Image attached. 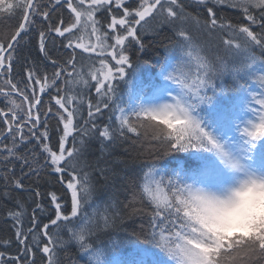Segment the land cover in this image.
Masks as SVG:
<instances>
[{
    "label": "snow or ice",
    "instance_id": "snow-or-ice-1",
    "mask_svg": "<svg viewBox=\"0 0 264 264\" xmlns=\"http://www.w3.org/2000/svg\"><path fill=\"white\" fill-rule=\"evenodd\" d=\"M63 9L67 19H53ZM0 23V198L12 202L14 233L0 237V264H36L38 254L76 264L71 246L85 264H264V0H0ZM164 29L158 71L134 83L142 61L130 48L143 52V35ZM204 34L218 40L214 53ZM33 36L50 76L27 57L14 75ZM56 38L63 59L51 55ZM96 140L102 152L139 145L137 158L148 147L127 203L111 191L115 170L86 158ZM45 170L65 190L63 202L47 193V222L38 187L27 188L30 216L13 195ZM135 217L140 230L128 231Z\"/></svg>",
    "mask_w": 264,
    "mask_h": 264
},
{
    "label": "trees",
    "instance_id": "trees-1",
    "mask_svg": "<svg viewBox=\"0 0 264 264\" xmlns=\"http://www.w3.org/2000/svg\"><path fill=\"white\" fill-rule=\"evenodd\" d=\"M45 2H47V0H45ZM196 11L201 12L202 15L204 14L200 9H197ZM60 15H63V17L67 19L68 16L67 10L66 9L59 10L54 15L53 19H55L56 16H60ZM221 15L231 17L234 20L240 19L239 15L233 9H227L224 12H222ZM13 23L15 22L13 21ZM7 27H8L7 23H0V30H7ZM165 34L171 35V33H169L167 29H164L160 36H152L150 34L143 35V39L146 44V47L143 50V52H138L136 50V46H132L130 48L128 54L132 57L133 61L135 62L138 56L142 61L141 66L137 73V79L136 81H134V83L139 81H147L150 76L154 75L158 71L159 62L163 54V44L167 42L164 39ZM85 38L88 40L87 35H85L84 39ZM201 39L204 40L205 42H210V51L212 53L216 51L215 46L216 43H218V40L216 38L209 37L206 34H204L201 36ZM83 42L85 41L83 40ZM49 48L52 56L57 57L59 59L64 58V53L66 50L60 46V38H56V42L54 46L52 45L51 41H49ZM25 57L28 58V66H31L32 61H35V65L37 66L38 71H40L41 73H44L46 71L49 74V76L51 75L53 68L51 64L45 61L42 58L41 54L39 53L35 36H33L31 40L26 39L25 41H21L20 62L14 65V75L16 73L22 72V68L25 66V62H24ZM18 78L19 77L17 76V79ZM228 83H230V81ZM52 91H54V89ZM87 95L91 97H95L94 89L91 93H88ZM44 99L47 102L48 97L45 96ZM85 99H87V96L85 97ZM125 99H127V97H125ZM2 100L3 97H0V101ZM2 106L3 104L0 103V107ZM81 111L83 115L86 117L87 115L86 103ZM103 122L104 123L107 122V114H105L103 118ZM49 123L51 125L50 134L52 135V145L55 146L56 140L58 139V134L55 132V129L57 127L56 121L51 120ZM60 127H62V125ZM125 148H128L129 151L126 152ZM139 151H140L139 145H137L135 151H133L131 150L130 143H124L122 145H117L114 148H108L102 152L101 145L99 141L96 140L92 142L86 157L90 163L95 164L99 162L100 166L115 170V172L118 175H116L115 177L114 187L111 189V191L115 192L118 199L120 201H123L124 203H127V199H125L126 197L128 199L131 198V193L134 188V185L138 181V179L142 176L141 168L143 164L148 161V156H147L148 147L146 146L144 148L145 154L137 158V153ZM124 162H127V166H125ZM16 173L17 175H20L19 167L16 168ZM0 175H3V173L0 172ZM24 183L27 186L26 190L23 192H21L20 190H16L13 193V195H15L16 199L18 200L22 199L26 201L30 216L31 209L34 207L33 200L35 198L29 194L27 188L30 187L35 189L38 187L42 193V198H43L42 202L46 206L45 211L43 213H40V216L42 217L44 222H47V217L51 215V211H49V209H51L52 207L51 205L48 204V200L50 199V197L47 196V193L51 191H56L58 197L61 198L62 202L65 197V190H63L62 186L59 184V181L56 179V174L45 170L41 174L39 180H37L35 176H32L31 178H25ZM2 191H3V184L0 183V192ZM67 199L70 201V193L67 194ZM101 199L106 200L108 199V197L104 196ZM96 202L100 203L101 200L98 199ZM10 208H12V202L0 198V237L12 238L14 241L12 222L7 216V211ZM88 211L91 212L92 209L89 208ZM27 222H28V218L25 217L24 219L25 226H27ZM124 226L128 231H132L133 229L139 231L141 227V220L139 217L127 219L125 221ZM132 247H133L132 245L122 246L121 254L127 255L128 252L132 250ZM15 250H16V246L15 243L13 242L12 246L8 249V251L14 254ZM67 256L75 260L76 264H85V258L78 255L75 246H71L69 248ZM36 264H42L40 254H38L36 257Z\"/></svg>",
    "mask_w": 264,
    "mask_h": 264
},
{
    "label": "rangeland",
    "instance_id": "rangeland-1",
    "mask_svg": "<svg viewBox=\"0 0 264 264\" xmlns=\"http://www.w3.org/2000/svg\"><path fill=\"white\" fill-rule=\"evenodd\" d=\"M84 41L87 43V39L85 38Z\"/></svg>",
    "mask_w": 264,
    "mask_h": 264
}]
</instances>
